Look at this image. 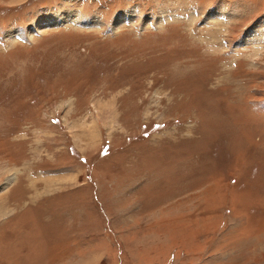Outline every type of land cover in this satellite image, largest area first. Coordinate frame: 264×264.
Listing matches in <instances>:
<instances>
[{"label":"rangeland","instance_id":"obj_1","mask_svg":"<svg viewBox=\"0 0 264 264\" xmlns=\"http://www.w3.org/2000/svg\"><path fill=\"white\" fill-rule=\"evenodd\" d=\"M0 264H264V0H0Z\"/></svg>","mask_w":264,"mask_h":264}]
</instances>
